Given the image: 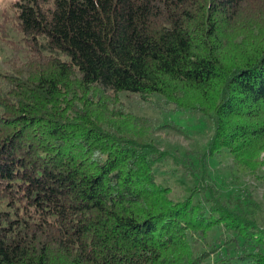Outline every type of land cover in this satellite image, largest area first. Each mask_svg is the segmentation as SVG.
I'll return each mask as SVG.
<instances>
[{
	"label": "trees",
	"instance_id": "obj_1",
	"mask_svg": "<svg viewBox=\"0 0 264 264\" xmlns=\"http://www.w3.org/2000/svg\"><path fill=\"white\" fill-rule=\"evenodd\" d=\"M10 9L22 45L0 72V264H264V226L207 182L227 149L264 183V0ZM120 93L209 117L194 193L169 198L155 168L175 157L115 125ZM213 226L234 254L194 250Z\"/></svg>",
	"mask_w": 264,
	"mask_h": 264
},
{
	"label": "rangeland",
	"instance_id": "obj_2",
	"mask_svg": "<svg viewBox=\"0 0 264 264\" xmlns=\"http://www.w3.org/2000/svg\"><path fill=\"white\" fill-rule=\"evenodd\" d=\"M12 1L0 0V72L4 71L7 61L16 56L22 45L10 9ZM152 99L156 103H144L136 95L120 93L115 100L117 105H107L114 108L110 117L115 125L151 140L158 149L175 157V160H166L162 166L156 167L155 174L159 182L169 187V198L179 200L196 191L195 180L201 177L197 154L207 149L212 124L202 112L173 108L159 95H153ZM207 167V182L214 184L222 198L232 206L239 205L264 226V183L258 176L251 173L244 163L238 162L227 149L209 157ZM199 195L196 193V196ZM222 232L221 226H213L205 233H192L190 244L195 251L216 248L221 255L234 254L232 249L220 245ZM214 259L216 254H212L207 261Z\"/></svg>",
	"mask_w": 264,
	"mask_h": 264
}]
</instances>
